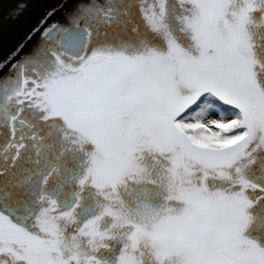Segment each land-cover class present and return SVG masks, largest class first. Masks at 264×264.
Instances as JSON below:
<instances>
[{"label": "snow or ice", "instance_id": "6c2138e0", "mask_svg": "<svg viewBox=\"0 0 264 264\" xmlns=\"http://www.w3.org/2000/svg\"><path fill=\"white\" fill-rule=\"evenodd\" d=\"M0 264H264V0L46 13L0 59Z\"/></svg>", "mask_w": 264, "mask_h": 264}, {"label": "water", "instance_id": "95a60500", "mask_svg": "<svg viewBox=\"0 0 264 264\" xmlns=\"http://www.w3.org/2000/svg\"><path fill=\"white\" fill-rule=\"evenodd\" d=\"M16 2L17 0H0V59L6 58L23 43L31 28L42 20L46 13L57 7L61 0H24L28 7L23 15L11 18L9 11Z\"/></svg>", "mask_w": 264, "mask_h": 264}, {"label": "bare ground", "instance_id": "6f19581e", "mask_svg": "<svg viewBox=\"0 0 264 264\" xmlns=\"http://www.w3.org/2000/svg\"><path fill=\"white\" fill-rule=\"evenodd\" d=\"M60 15H61L60 12H57L56 15H55L52 19H58L57 17L60 16ZM29 45H30V44H29ZM28 47H30V46H28ZM26 49H27V48H26Z\"/></svg>", "mask_w": 264, "mask_h": 264}, {"label": "rangeland", "instance_id": "374dc122", "mask_svg": "<svg viewBox=\"0 0 264 264\" xmlns=\"http://www.w3.org/2000/svg\"><path fill=\"white\" fill-rule=\"evenodd\" d=\"M61 14V13H60ZM59 18H60V16H59Z\"/></svg>", "mask_w": 264, "mask_h": 264}]
</instances>
